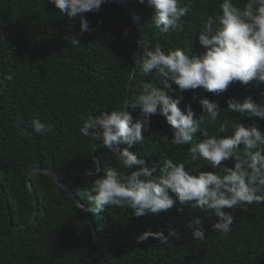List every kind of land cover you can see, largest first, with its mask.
Masks as SVG:
<instances>
[{
	"label": "trees",
	"instance_id": "obj_1",
	"mask_svg": "<svg viewBox=\"0 0 264 264\" xmlns=\"http://www.w3.org/2000/svg\"><path fill=\"white\" fill-rule=\"evenodd\" d=\"M187 2L180 0L181 6ZM246 2L234 0L241 9ZM220 3L193 0V7L182 18L183 31L162 33L146 2L107 0L99 12L83 14L91 30L81 33L79 15L70 20L49 0H0V264H104L99 249L108 264H264V204L226 209L235 220L232 231L222 235L212 227L218 218L199 209L184 206L180 213L177 205L167 212L136 217L131 208L106 206L102 213H85L49 171L32 173L31 189L27 180L33 168L63 174L70 191L91 206L88 195L93 180L108 168L126 174L113 154L99 147L102 141L81 135L80 117L89 111L99 115L122 109L128 100L127 111L140 119V109H133L131 103L143 84L163 85L155 71L142 76L136 68L132 75L135 61L146 59L147 51L157 45L166 53L182 48L194 56L203 55L199 31L210 17L215 20ZM217 26L218 22L213 24ZM75 38L80 45L71 44ZM166 91L174 99L182 95L178 106L186 111L191 105L195 118L204 114L199 98L218 101L221 115L216 124L201 125L210 135H231L232 124L239 122L255 125L264 133V120L231 113L226 103L251 96L264 105V83L257 86L252 81L245 86L235 82L224 92L203 88L180 92L173 84ZM34 118L54 124V131L35 133L31 128ZM225 121L228 131L219 133ZM143 135L144 144L130 151L145 159L150 168L154 162L173 159L186 162V168L215 171L202 159L192 161L187 151L190 145L171 143L173 131L163 115H153ZM196 139H202L199 133ZM243 150L241 145L238 151ZM222 163L234 167L231 160ZM159 174L157 170L153 175ZM197 217L206 229L202 241L194 239L193 230L186 226ZM170 227L177 229L180 239L170 237L166 244L152 237L143 243L136 240L146 231L167 236Z\"/></svg>",
	"mask_w": 264,
	"mask_h": 264
},
{
	"label": "clouds",
	"instance_id": "obj_2",
	"mask_svg": "<svg viewBox=\"0 0 264 264\" xmlns=\"http://www.w3.org/2000/svg\"><path fill=\"white\" fill-rule=\"evenodd\" d=\"M49 2L70 20L79 15L81 33H84L91 29L83 14L99 12L107 0ZM116 2L122 3L123 0ZM138 2H146L153 10L152 21L162 33L183 31L182 18L193 7V0H188L183 6L180 0ZM217 22L218 26L214 28L213 24ZM124 35H128V29H125ZM70 42L73 46L80 45L76 38ZM199 43L205 49L200 56L182 48L169 49L166 53L157 45L154 50L147 51L146 59L135 61L142 76L155 71L162 78L160 83L163 85V88H158L151 83L143 84L131 103L133 109H140V119H135L127 111L128 103L119 110L104 111L99 115L89 111L80 117L83 122L79 128L81 135L102 141L99 147L108 149L121 168L127 170L125 174L108 168L102 177L93 180L88 195L91 206L77 205L82 212L99 214L106 206H115L131 208L134 216L141 217L167 212L177 205V211L183 213L184 206H188L205 211L208 217H217L213 229L227 235L232 231L235 217L226 209L264 204V133L255 125L245 126L239 122L232 124L231 135H210L201 125L206 122L216 124L221 115L219 102L199 98L204 114L195 118L191 105L186 106V111L178 106L183 101L182 95L174 99L166 91L173 84L180 92L199 88L224 92L235 82L245 86L252 81L257 86L264 83V0H247L243 9L234 0H221L215 20L210 17L199 31ZM196 99L193 95V100ZM226 103L231 113L264 120V105L256 103L251 96L242 102L232 98ZM157 113L163 115L172 128L171 143L176 146L190 145L187 151L192 161L202 159L215 171L186 168V162L177 163L173 159H165L163 164L154 162L150 168L145 159L130 151L134 145L144 144L143 129ZM31 128L37 134H47L54 131L55 125L34 118ZM217 131L226 133L228 122L221 123ZM197 133L202 139H196ZM20 134L25 133L21 131ZM121 145L126 147L121 148ZM241 145L244 148L242 153L238 151ZM229 160L234 167L222 163ZM157 170L160 174L154 176ZM186 226L193 230L194 239H205L206 229L199 217L187 222ZM180 236L177 229L170 227L167 236L163 232L146 231L136 240L143 243L152 237L166 244L170 237L180 239Z\"/></svg>",
	"mask_w": 264,
	"mask_h": 264
},
{
	"label": "water",
	"instance_id": "obj_3",
	"mask_svg": "<svg viewBox=\"0 0 264 264\" xmlns=\"http://www.w3.org/2000/svg\"><path fill=\"white\" fill-rule=\"evenodd\" d=\"M141 59V58H140ZM136 68H137V66L133 69V72H132V75H133V73L135 72V70H136ZM129 101L127 100V102L126 103H128ZM94 151H95V149H94ZM93 157L97 160V161H99L98 160V158H97V156H96V154H95V152L93 153ZM37 171H49L51 174H53L54 176H55V180H56V183L58 184V186L67 194V195H69V196H71L73 199H75L77 202H79V203H81V201L70 191V189L67 187V185L64 183V181H63V174H58V173H55L54 171H52V170H48V169H43V168H33V169H31L30 170V172L28 173V185H29V188L31 189V184H30V180H29V177H30V175L32 174V173H34V172H37ZM34 192V191H33ZM37 206H38V202H37V200H36V208H37ZM36 209H35V211H34V213H33V216H32V218H31V220H33V218H34V216L36 215ZM90 221H91V224H92V229H93V233H94V237H95V240H96V243H97V245H99V239H98V236H97V232H96V230H95V225H94V223L92 222V220H91V218H90ZM99 254H100V256H101V259H102V261H103V263L104 264H108L107 263V261L105 260V258H104V256H103V254H102V252H101V250L99 249Z\"/></svg>",
	"mask_w": 264,
	"mask_h": 264
}]
</instances>
